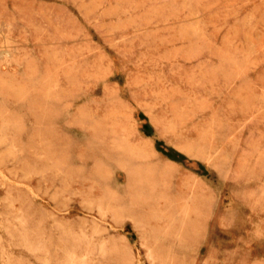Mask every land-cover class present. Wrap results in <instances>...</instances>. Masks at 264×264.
Returning <instances> with one entry per match:
<instances>
[{"label": "rangeland", "instance_id": "374dc122", "mask_svg": "<svg viewBox=\"0 0 264 264\" xmlns=\"http://www.w3.org/2000/svg\"><path fill=\"white\" fill-rule=\"evenodd\" d=\"M0 264H264V0H0Z\"/></svg>", "mask_w": 264, "mask_h": 264}]
</instances>
